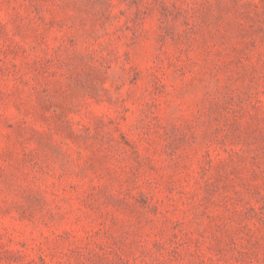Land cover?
<instances>
[{
  "label": "rangeland",
  "instance_id": "1",
  "mask_svg": "<svg viewBox=\"0 0 264 264\" xmlns=\"http://www.w3.org/2000/svg\"><path fill=\"white\" fill-rule=\"evenodd\" d=\"M0 264H264V0H0Z\"/></svg>",
  "mask_w": 264,
  "mask_h": 264
}]
</instances>
